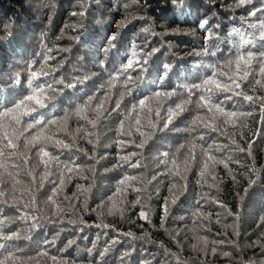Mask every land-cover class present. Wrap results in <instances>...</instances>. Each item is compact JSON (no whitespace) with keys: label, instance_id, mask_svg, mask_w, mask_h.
I'll list each match as a JSON object with an SVG mask.
<instances>
[{"label":"trees","instance_id":"1","mask_svg":"<svg viewBox=\"0 0 264 264\" xmlns=\"http://www.w3.org/2000/svg\"><path fill=\"white\" fill-rule=\"evenodd\" d=\"M10 4L0 7L22 14V0ZM5 79L0 73V84ZM17 95L0 88V260L15 253L33 257L28 264H117L116 254L132 248L128 264L264 258L254 243L264 245L256 208L245 202L236 217L252 160L231 143L247 148L255 139L257 166L264 163L258 114L247 126L153 133L111 108L98 120L91 113L65 118L63 105L12 111Z\"/></svg>","mask_w":264,"mask_h":264},{"label":"clouds","instance_id":"2","mask_svg":"<svg viewBox=\"0 0 264 264\" xmlns=\"http://www.w3.org/2000/svg\"><path fill=\"white\" fill-rule=\"evenodd\" d=\"M16 7L19 16L0 7V88L18 93L12 111L63 105L65 118L91 113L98 120L111 108L153 133L247 126L257 114L264 121V0H22ZM231 143L252 160L236 217L247 202L259 227L264 163L257 166L255 139L247 148ZM134 251L117 253V264ZM14 257L0 264L34 259Z\"/></svg>","mask_w":264,"mask_h":264}]
</instances>
